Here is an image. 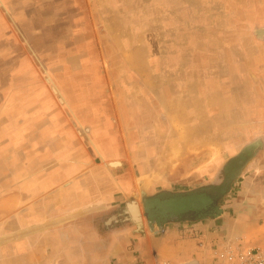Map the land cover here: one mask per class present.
Wrapping results in <instances>:
<instances>
[{
  "label": "crops",
  "instance_id": "0c3cea01",
  "mask_svg": "<svg viewBox=\"0 0 264 264\" xmlns=\"http://www.w3.org/2000/svg\"><path fill=\"white\" fill-rule=\"evenodd\" d=\"M64 2L0 0V264H207L224 242L263 244L264 151L217 217L170 220L159 232L135 217L133 171L152 151L127 156L108 121L97 125L101 104L77 97L85 57L62 49ZM149 180L148 190L162 181Z\"/></svg>",
  "mask_w": 264,
  "mask_h": 264
},
{
  "label": "rangeland",
  "instance_id": "374dc122",
  "mask_svg": "<svg viewBox=\"0 0 264 264\" xmlns=\"http://www.w3.org/2000/svg\"><path fill=\"white\" fill-rule=\"evenodd\" d=\"M58 9L62 49L85 57L77 97L101 104L97 125L108 121L127 156L152 151L133 171L162 180L148 193L201 194L224 161L264 136V0H65ZM72 124L91 143L88 125ZM241 175L223 207L236 202Z\"/></svg>",
  "mask_w": 264,
  "mask_h": 264
},
{
  "label": "flooded vegetation",
  "instance_id": "af4514ba",
  "mask_svg": "<svg viewBox=\"0 0 264 264\" xmlns=\"http://www.w3.org/2000/svg\"><path fill=\"white\" fill-rule=\"evenodd\" d=\"M264 151V136L256 135L251 141L245 143L239 151L229 157L217 170L214 178L208 181L203 193L191 191L189 193L173 194L168 191H162L145 204L149 217V223L156 221L158 224L170 221L173 214L182 215L184 219L209 217L214 218L222 213V199L231 192L234 178L241 175L243 170L251 165L255 159H259ZM245 165H243V163ZM167 203L174 205L167 206ZM176 203V204H175ZM178 204V205H177ZM154 205V207H151ZM177 205L176 207H174ZM137 213V212H136ZM135 217L140 219L141 216ZM205 215V216H204ZM181 219V218H179ZM156 231L157 229H151Z\"/></svg>",
  "mask_w": 264,
  "mask_h": 264
},
{
  "label": "built area",
  "instance_id": "2783aa9c",
  "mask_svg": "<svg viewBox=\"0 0 264 264\" xmlns=\"http://www.w3.org/2000/svg\"><path fill=\"white\" fill-rule=\"evenodd\" d=\"M214 258L218 262L216 264H264V243L243 245L241 243L230 244L224 242L220 245ZM160 264L172 263L161 260Z\"/></svg>",
  "mask_w": 264,
  "mask_h": 264
},
{
  "label": "water",
  "instance_id": "95a60500",
  "mask_svg": "<svg viewBox=\"0 0 264 264\" xmlns=\"http://www.w3.org/2000/svg\"><path fill=\"white\" fill-rule=\"evenodd\" d=\"M243 163V162H242ZM243 165H245L243 163ZM147 179L146 180V183L143 182V179ZM135 179H136V184H137V189H138V194H139V203H140V207H141V212H137L136 215L137 216H143V219H144V222H145V225L146 227L148 228V230L150 232H159L161 230H163V224L160 223L158 224L156 221H154L152 223V225H156L157 226V230L156 231H152L151 228H150V223H149V217H148V214H147V211H146V208H145V204L147 203L148 200H150L151 202H149V204L152 203V198H154L160 191H156L154 193H148V185H150V180L148 177H146V175H135ZM207 184H203L201 185L200 187H198L199 191H205L206 189H208V187L206 186ZM196 190V189H195ZM163 191V190H161ZM178 205V204H177ZM177 205H175L174 207H176ZM151 207H154V205H152ZM186 263H192V264H196V260H190ZM182 264H185V263H182Z\"/></svg>",
  "mask_w": 264,
  "mask_h": 264
},
{
  "label": "bare ground",
  "instance_id": "6f19581e",
  "mask_svg": "<svg viewBox=\"0 0 264 264\" xmlns=\"http://www.w3.org/2000/svg\"><path fill=\"white\" fill-rule=\"evenodd\" d=\"M185 264H192V263H185Z\"/></svg>",
  "mask_w": 264,
  "mask_h": 264
}]
</instances>
